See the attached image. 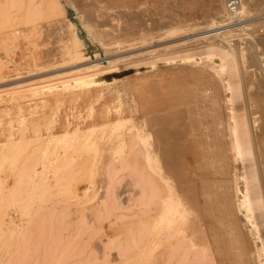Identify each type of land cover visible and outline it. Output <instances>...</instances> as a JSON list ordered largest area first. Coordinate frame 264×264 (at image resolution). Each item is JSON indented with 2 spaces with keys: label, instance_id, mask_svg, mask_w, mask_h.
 Returning <instances> with one entry per match:
<instances>
[{
  "label": "rangeland",
  "instance_id": "obj_1",
  "mask_svg": "<svg viewBox=\"0 0 264 264\" xmlns=\"http://www.w3.org/2000/svg\"><path fill=\"white\" fill-rule=\"evenodd\" d=\"M13 1L0 0V264H164L166 258L167 264H179L186 254L183 264H259L255 257L264 252L263 218L255 210L248 221L237 206L250 156L232 155L223 117L225 106H232L238 112L246 108L257 119L256 184L264 204V98L254 92L264 68L250 63L264 59V0H248L249 11L241 17L248 20L244 30L239 21L231 23L233 34L224 46L242 65L236 76H230L218 53L197 49L203 40L197 32L207 22L227 21L224 0ZM189 52L192 56L185 59ZM94 63L98 66L91 67ZM208 65L224 68L216 76ZM106 68L112 70L96 84L63 85L75 75ZM237 79L240 95L232 92L226 102L224 86ZM147 135L158 161L150 149L136 151ZM132 139L135 160L134 155L122 160L120 151H128ZM110 160L114 170L120 167L116 175H109ZM19 174L27 181L21 193ZM141 178L143 189L129 183ZM112 185L120 193L119 207L118 199L111 204ZM149 188H154L150 197ZM166 190L174 206L169 214L157 195ZM97 197L105 199L106 207ZM118 213L136 215L122 219ZM114 215L120 219L112 221ZM130 239L140 243L133 247ZM123 244L132 246L127 258H122L128 254ZM118 245L126 253L118 252ZM197 256L203 258L196 261Z\"/></svg>",
  "mask_w": 264,
  "mask_h": 264
},
{
  "label": "bare ground",
  "instance_id": "obj_2",
  "mask_svg": "<svg viewBox=\"0 0 264 264\" xmlns=\"http://www.w3.org/2000/svg\"><path fill=\"white\" fill-rule=\"evenodd\" d=\"M14 1H19V0H14ZM13 1V2H14ZM21 1H23V0H21ZM227 1L228 0H224V3H223V9H224V14L222 15V17L224 18L223 20L225 21V20H227V21H225V22H223V23H220V24H214V21L213 22H211V23H206L205 24V27H204V29L203 28H201V29H203L202 31H198L197 32V39H203L202 41L200 40V43H202L200 46H198L197 47V49H200V52H206V53H213V52H216V53H218V55L220 56V58H221V60L223 61V62H225L227 65H228V69H229V71L228 72H230L229 74H230V76H236V74H237V72L239 71V67L240 66H242V65H238V60H237V58L235 57V56H233L232 54H231V52L229 51V50H227V49H225L226 47V45H228L227 43H228V38L230 37V36H232L231 35V33L233 32V28L232 27H230L231 26V23L233 22V23H235V21L236 20H238L239 22V27H241L242 29L241 30H244L243 28L244 27H246L247 26V24H248V20H244V19H242L241 17H242V13H244V12H246V11H249V7H248V0H240V2H239V4L237 5V7L235 8V9H231L228 5H227ZM12 2V1H11ZM15 3V2H14ZM28 3V5L26 4V6H29V2H27ZM38 3H40L39 1H38ZM38 3H35V5L36 4H38ZM143 3V2H142ZM23 4V3H22ZM13 5V4H12ZM34 4H33V6H35ZM144 5V4H143ZM14 6V5H13ZM39 6H40V4H39ZM39 6H37L36 7V11L35 12H38L39 10H37L38 8H39ZM260 6V5H259ZM263 6V5H262ZM32 8V7H31ZM257 8V7H256ZM29 8H26V10H28ZM35 9V8H34ZM138 9V8H137ZM31 11H34V10H31ZM30 11V12H31ZM26 12V14H27V11H25ZM251 12V11H250ZM150 14V13H149ZM29 15H31V14H29ZM137 15V14H136ZM26 16V15H25ZM136 17V16H135ZM144 18V17H143ZM260 19H262L263 21L262 22H264V10L261 12V16H260ZM148 22V21H147ZM141 23V22H140ZM232 23V24H233ZM169 24V23H168ZM171 24V23H170ZM169 24V25H170ZM141 25H143V24H141ZM179 26H177L176 28H178ZM202 27V26H201ZM238 27V26H237ZM180 28V27H179ZM195 29V28H194ZM176 31V30H175ZM108 33V32H107ZM107 33H106V35H107ZM109 34H111V33H108V35ZM233 34V33H232ZM249 34V33H248ZM248 34H246V36L248 35ZM100 35H101V37H102V35H105V33L103 34V33H100ZM107 35V36H108ZM253 35V34H252ZM259 36H260V34H258ZM106 36V37H107ZM111 35H109L108 36V38L110 37ZM263 36L264 35H262L261 34V37L263 38ZM103 37H105V36H103ZM192 37V36H191ZM240 37V36H239ZM111 39L110 40H112V37H110ZM140 38V34H139V36H138V38L135 40V42L138 40ZM193 38V37H192ZM238 38V37H237ZM246 38V37H245ZM245 38H243L244 40H245ZM250 38H252L253 39V37H250ZM255 38H257V37H255ZM101 39V41L99 40V35H98V40L101 42V43H104V39L105 38H100ZM195 39V38H194ZM236 39V38H235ZM242 39V38H241ZM240 39V40H241ZM247 39V38H246ZM249 39V38H248ZM251 39V40H252ZM259 39V38H258ZM258 39H256V40H258ZM261 39V38H260ZM106 40H107V38H106ZM105 40V41H106ZM109 40V39H108ZM107 40V41H108ZM256 40H255V43H256ZM115 41V40H114ZM254 41V40H253ZM116 42L118 43L119 41H117L116 40ZM237 42V41H236ZM239 42V41H238ZM241 43H242V41H240ZM239 42V43H240ZM79 43V42H78ZM111 44L113 43L114 44V42H113V40L110 42ZM199 44V43H198ZM257 44L259 45V43L257 42ZM261 44H264V40L262 41V43ZM104 45H105V43H104ZM110 45V44H109ZM118 45V44H117ZM120 45V44H119ZM225 45V46H224ZM230 45V44H229ZM115 46V45H114ZM260 47H261V45H260ZM258 48V47H257ZM196 49V48H195ZM196 49V50H197ZM259 49V48H258ZM261 49H262V47H261ZM261 49H259V50H257V52H259ZM81 50V49H80ZM191 50V49H190ZM195 50V51H196ZM263 50V49H262ZM82 51V50H81ZM192 51V50H191ZM83 52V51H82ZM194 52V51H193ZM192 52V53H193ZM196 52H199V50L198 51H196ZM239 52V51H238ZM263 52V51H262ZM262 52H259L258 54H260L261 55V53ZM75 53H80V51L78 52V50H76L75 51ZM75 53H73V54H75ZM192 53L191 52H189L188 54H186L184 57H185V59L188 57L189 58V55H191L192 56ZM81 54V53H80ZM169 54V53H168ZM167 54V56H169ZM194 54H196V53H194ZM257 54V53H256ZM171 55V54H170ZM164 56H166V55H164ZM163 56V57H164ZM178 56V55H177ZM253 56H255V57H257L256 55H253ZM252 56V57H253ZM75 57L77 58V54L75 55ZM171 57H172V55H171ZM168 58L167 57V59H175V57H174V55H173V58ZM187 58V59H188ZM183 59V58H182ZM260 58H258V59H256L255 60V58H254V60H253V62H250L251 63V65H255V67L256 68H259L260 70H261V67H263L264 68V65L262 64V61L264 60H259ZM239 60H241L240 62L243 64V62L245 61H243V57L241 58V59H239ZM151 61V60H150ZM251 61V60H250ZM108 62H111V61H108ZM205 63V62H204ZM203 63V64H204ZM263 63H264V61H263ZM149 64V63H148ZM151 64V63H150ZM202 64V65H203ZM200 65V64H199ZM91 67H97L98 66V63H94V64H91L90 65ZM209 66V65H208ZM208 66H207V68H208ZM149 67V66H148ZM151 67V66H150ZM213 69H212V68ZM209 66V68H211V70L212 71H214V72H216V73H214L216 76H220V74L222 73V70H223V68H224V66H222V67H220V68H218V69H216L217 67H214V66ZM208 68V69H209ZM80 69H82V68H80ZM85 69V67H83V69L82 70H84ZM115 69V68H114ZM81 70V71H82ZM112 70V68H106V69H103V70H99V71H96V72H93V73H87V74H83V75H75L74 77H72L69 81L67 80L66 82L64 81L63 83V85H65V86H67V85H70V84H75V85H79V86H83V85H87L88 86V84H90V83H94V82H97L98 80H99V78H100V76L102 77H106L107 76V74H108V72L110 73V71ZM241 70H242V68H241ZM75 72H76V70H74ZM78 71V70H77ZM210 71V70H209ZM211 71V72H212ZM240 72V71H239ZM261 74H259L260 76L259 77H257L256 78V86H255V89H254V92L255 93H257V94H259L261 97H263L264 98V74L262 73V71H259ZM264 72V71H263ZM218 74V75H217ZM255 74V73H254ZM243 76V75H242ZM240 77V76H239ZM219 79H220V77H218ZM237 78V77H236ZM65 79V78H64ZM240 81H241V85L243 86V87H247V81L245 80V79H242L241 77H240ZM243 80V81H242ZM53 81V80H52ZM240 81L237 79V80H235V82L234 83H229V84H227V86H224V87H226V89H225V93L226 94H224L225 95V99H226V102L228 101V100H230L231 101V93L232 92H234V95L236 96H239L240 94V91H239V88H240ZM107 82V81H106ZM46 84V83H45ZM94 84H96V83H94ZM99 85V84H98ZM37 86V85H36ZM251 86V85H250ZM47 87V86H46ZM84 87V86H83ZM242 87V88H243ZM72 88H73V86H72ZM71 88V89H72ZM224 89H223V91H224ZM67 90V89H66ZM32 91V90H31ZM35 91H36V89H35ZM20 92V91H19ZM37 93V92H36ZM34 94V93H33ZM35 95V94H34ZM12 97V96H11ZM18 98V97H17ZM22 98V97H21ZM231 104H232V102H230ZM223 104V103H222ZM227 104V103H226ZM226 108H228L227 110L228 111H224L225 112V116L223 117V123H224V129H225V131L227 132V136L229 137V142H227L228 144H230V145H228V146H230V148H229V150H230V152H232L233 154V156L236 158L237 157V154H241V155H248V156H250V159H249V161H248V164L246 165V168H245V175H244V178H245V181H246V185H245V189H244V192H243V194H242V199H240L239 201H238V205H237V202H236V205L238 206V211L240 212V211H242V212H244L245 213V216H246V218H248L247 220L248 221H250V219H251V217L254 215V211L255 210H258L259 211V213L257 214V217H262L263 218V222L262 223H264V210H263V206H264V204H263V199H262V194H261V192H260V190H259V188L257 187V177H258V172H257V164H256V152H255V148L257 147V144L255 143L256 141H255V134H254V132H253V129L255 128H253V123L255 122V121H257V119L254 117V116H252L253 114L250 112V111H248L245 107V109H244V111H240V112H238V108L236 109L235 107H232V106H225ZM224 114V113H223ZM263 122V120L261 121V123ZM256 133V132H255ZM253 136H254V138H253ZM227 137V138H228ZM135 138V137H134ZM190 139H192V137H190ZM253 139H254V141L255 142H253ZM228 141V140H227ZM124 142V141H123ZM96 143V142H95ZM122 143V142H121ZM130 145V147L128 148V151H120L121 152V154H122V160L123 159H125L126 157H129V155H131V157H133L132 155H134V159L133 160H135V140H131V143H129ZM86 146H88V145H90V142H88V143H86L85 144ZM157 145V144H156ZM97 146V145H96ZM153 146H152V139H151V137H150V135H147L145 138H143V140L141 141V143H140V145L139 146H137V152H141L142 150H143V148H144V150H145V148H147V150L148 149H150V150H148L150 153H151V157H154V155H155V157H156V160L158 161V159H157V154H156V151L152 148ZM255 147V148H254ZM257 149V148H256ZM171 150V149H170ZM169 150V151H170ZM85 152V151H84ZM97 152V151H96ZM100 152V151H99ZM167 152V151H166ZM68 156V155H67ZM66 156V157H67ZM70 156V155H69ZM130 157V159L132 160V158ZM74 159H76V157L74 158ZM121 159H119L118 161L119 162H121ZM236 160V159H235ZM74 161V160H73ZM117 161V162H118ZM110 162H111V164L113 163L114 164V162H112L111 160L108 162V164H110ZM119 162L117 163V165H119ZM134 162V161H133ZM231 162V161H230ZM233 162V164L234 163H236V162H234V160L232 161ZM72 163V162H71ZM71 163H69L70 165H71ZM67 164V166L69 165L68 163H66ZM65 164V165H66ZM95 164V163H94ZM113 164H112V172H110L109 171V175L111 174V173H113L114 174V172H115V174L114 175H116L118 172V170H120V167L117 169V167H116V169L114 170V168H113ZM33 165V164H32ZM232 165V164H231ZM59 166V165H58ZM30 168H32V166H29ZM69 167V166H68ZM25 168H26V166L23 168L24 170H25ZM108 168V167H107ZM235 168V167H234ZM22 169V170H23ZM21 170V169H20ZM24 170H23V172H24ZM27 170V169H26ZM25 170V171H26ZM63 170V169H62ZM117 170V171H116ZM30 169H29V173H28V170H27V174H30ZM64 171H66V169H64L63 170V172ZM18 172V171H17ZM55 172V171H54ZM62 171L60 172V173H58V174H61V173H63ZM233 172H235V169H234V171ZM20 173V172H19ZM22 173V172H21ZM65 173V172H64ZM106 173H108V172H106ZM105 173V174H106ZM236 173V172H235ZM235 173H234V176H235ZM26 173H25V175H24V177H25V179H26V176H29V175H27ZM56 175V182H57V180L58 181H60V178H58L57 176H59V175ZM111 175V177H113L114 175ZM233 174V173H232ZM16 175H18L17 173H16ZM64 175V174H63ZM62 174L60 175V177L61 178H64V176H63ZM19 179H20V182H22V183H20V182H18V180L19 179H17V180H15V181H17V182H14L15 183V185H16V183H17V185H19V189H18V186L17 187H15V185H14V187H15V190L16 189H18V191L20 190V191H22L20 188H22L26 183H25V181L26 180H24L23 181V179H22V181H21V178L23 177V176H21L20 174H19ZM63 176V177H62ZM105 176V175H104ZM106 177H108V176H106ZM110 177V176H109ZM110 177V178H111ZM109 178V179H110ZM233 178H236V177H233ZM102 179H104V178H102ZM108 179V180H109ZM27 180H28V178H27ZM30 180V179H29ZM29 180H28V182H29ZM107 180V179H106ZM108 180H107V182H108ZM129 180V179H128ZM127 180V181H128ZM135 180V179H134ZM104 182H105V179L103 180ZM113 181V180H112ZM111 181V182H112ZM116 181H117V179H116ZM126 181V182H127ZM27 182V181H26ZM129 182V181H128ZM142 182H143V178H141V181L139 182V181H137L136 180V182L134 181H132L131 182V180H130V184L131 185H134L135 186V183L136 184H138L139 186H141L142 187V189L143 188H145L143 185H142ZM154 182V181H153ZM234 182H235V179H234ZM20 183V184H19ZM59 183V182H58ZM58 183H56L57 185V187H58V185H62L63 183H60V184H58ZM113 183H118V181L117 182H113ZM21 184H23V185H21ZM114 184V185H115ZM123 184V183H122ZM121 184V185H122ZM125 184V183H124ZM153 183H151V185H152ZM235 184V183H234ZM21 185V186H20ZM64 185V184H63ZM62 185V186H63ZM106 185L108 186L109 185V182H108V184H104L103 186H105V188H106V190L108 191L109 190V186L108 187H106ZM120 185V186H121ZM130 185V186H131ZM116 186V185H115ZM114 186V188H113V185H112V190L114 191V189H116L115 190V194H114V192L113 191H111L110 193H111V195H113L114 194V197L112 196V200H113V203H111V204H113V206H115L114 205V199H118V201H117V205L119 204V201H120V193H117L116 191H117V188ZM119 186V185H118ZM235 186H237V185H235ZM14 187H13V194H15V190H14ZM152 187V186H151ZM104 188V189H105ZM108 188V189H107ZM155 188V187H154ZM154 188H149V194H148V190L146 189V190H144V193H146V194H148V197H150V195H152L153 196V194H154ZM261 188V187H260ZM9 189H11V186L9 187ZM103 189V190H104ZM121 189V188H120ZM127 189V188H126ZM150 189H152V193H151V190ZM236 188H234V190H235ZM58 190V189H57ZM60 190V189H59ZM62 190H63V188H62ZM62 190H60V191H62ZM88 190H89V188H88ZM129 190V188L127 189V191ZM237 190V189H236ZM239 190V189H238ZM17 191V190H16ZM19 191V192H20ZM64 191V190H63ZM107 191H105L104 190V193H109V192H107ZM124 191V190H123ZM160 191V189H158L157 190V192H159ZM240 191V190H239ZM120 192V191H119ZM130 192H131V189H130ZM4 193V192H3ZM8 190H7V192H6V196H5V198H8ZM11 194V196H12V192H10ZM21 193V192H20ZM101 193H102V191H101ZM104 193H102V194H104ZM113 193V194H112ZM151 193V194H150ZM156 193V192H155ZM164 193H166V195H161V193L160 194H158L157 193V195L159 196V198L160 199H162V201H163V203H164V210H166V213L167 214H169V213H172V211H173V209H174V206L170 203L171 201V194L166 190V192H164ZM238 193V192H237ZM237 193H235L236 195H237ZM1 194V193H0ZM19 193H17L16 192V196L18 195ZM2 195V194H1ZM106 195V194H105ZM134 195H135V192H134ZM157 195H155L156 196V198H157ZM10 196V197H11ZM129 196V195H128ZM154 196V197H155ZM164 196V197H163ZM13 197V196H12ZM101 197V196H100ZM98 198V199H101V198ZM121 197H122V195H121ZM153 197V198H154ZM102 198H103V196H102ZM105 199L107 198L106 196L104 197ZM111 198V197H110ZM236 199H237V197H235ZM105 199H101V201L102 200H105ZM123 200H124V198H122ZM130 199V198H129ZM149 199V198H148ZM150 199H152V197L150 198ZM160 199H159V201H156L157 202V205H158V203L160 202ZM106 200H109V199H106ZM122 200V201H123ZM100 201V202H101ZM129 201V200H128ZM236 201V200H235ZM112 202V201H111ZM155 201H148V203H154ZM102 203H103V208L104 207H106V205H105V203L102 201ZM101 203V204H102ZM150 204H148V207H149V205ZM123 205V204H122ZM24 206V205H23ZM26 206V205H25ZM120 205H118V207H119ZM134 206V205H133ZM109 207H112V205L111 206H109ZM108 207V208H109ZM117 207V208H118ZM122 207V206H121ZM130 207V206H129ZM132 207V206H131ZM148 207H146V210L148 209ZM25 208V207H24ZM112 208H114V207H112ZM139 208V207H138ZM106 209V208H105ZM120 209H122V208H120ZM125 210H130L129 208L127 209V207L126 208H124ZM25 210V209H24ZM97 210L98 209H96V212H97ZM110 210L112 211L113 209H111L110 208ZM116 210V209H115ZM138 211H139V209H137ZM142 212H145V210L142 208ZM149 210V209H148ZM147 210V211H148ZM177 210V209H176ZM23 211V210H22ZM107 210H105L104 211V213L106 212ZM149 211H151V210H149ZM237 211V212H238ZM113 212V211H112ZM140 212H141V210H140ZM25 213V212H24ZM146 213V212H145ZM148 213V212H147ZM23 214V213H22ZM26 214V213H25ZM99 215H101L100 214V212L98 213ZM107 214V215H106ZM106 214H104L105 215V217L107 216V219H108V215H109V210L106 212ZM119 215L121 214V213H118ZM134 214V213H133ZM133 214L131 215H129V217L130 216H133ZM239 214V213H238ZM99 215H98V217H99ZM123 214H121L120 215V218H122L121 216H122ZM134 215H136V214H134ZM85 216H87V213H85ZM89 216V215H88ZM102 216V215H101ZM111 216V215H110ZM109 216V217H110ZM115 217H113V220L112 221H114L115 220V218L117 217V219H120L119 218V216L117 215H114ZM125 216H127V215H124V217L123 218H126ZM82 217H84L83 215H82ZM128 216H127V218H129ZM134 217V216H133ZM86 218V217H85ZM88 218V217H87ZM100 218V217H99ZM122 218V219H123ZM131 218V217H130ZM138 218V217H137ZM82 219V218H81ZM98 219V218H97ZM230 219V218H229ZM82 221H84V219L82 220ZM87 221L88 220H86L85 222L87 223ZM119 221H121V220H119ZM110 222V221H109ZM10 223H11V220H10ZM115 223V222H114ZM116 223H118V222H116ZM147 223V222H146ZM176 223H178V222H176ZM252 223V222H251ZM83 224V223H82ZM89 224V223H88ZM179 224V223H178ZM9 225V224H8ZM263 225V224H262ZM101 227H102V225H100ZM146 225H144V227H145ZM256 226V225H255ZM143 226H142V228H144ZM7 228H8V226H7ZM100 228V227H99ZM137 228H139V227H137ZM16 229V228H15ZM86 229V228H85ZM84 229V230H85ZM149 228H147V230H148ZM3 230V229H2ZM13 230V229H12ZM136 230H139V229H136ZM142 229H140L139 231H141ZM4 231V230H3ZM7 231V230H6ZM10 231V230H9ZM14 231V230H13ZM139 231H137V232H139ZM146 231V230H145ZM144 231V232H145ZM149 231V230H148ZM170 232L172 233V228L170 229ZM263 233H264V231H262ZM139 233H141V232H139ZM147 233V232H146ZM174 233V232H173ZM181 233V232H180ZM131 234H133V233H131ZM176 234V233H175ZM12 235V234H11ZM129 235V234H128ZM164 235H166V234H164ZM173 235V234H172ZM117 235L114 237V239H115V241L117 240ZM163 237V236H162ZM180 237H181V235H180ZM261 238H262V236H260ZM263 237H264V234H263ZM113 238V237H112ZM110 239V240H113V239ZM130 238H132V236L130 237ZM260 238V239H261ZM108 239V240H109ZM163 239V238H162ZM109 240V241H110ZM125 240V239H124ZM134 240V239H133ZM175 240H177V238L175 239ZM261 240H263V238L261 239ZM13 241V240H12ZM142 241V240H141ZM158 241V240H157ZM182 241V240H181ZM120 242H121V240H120ZM119 242V243H120ZM130 242H131V245H133V247H135L134 246V244L135 243H137V245H138V242L140 243V241H139V239H137V242H132V239H130ZM167 242V241H166ZM177 242H180L179 241V239L177 240ZM254 242H255V240H254ZM262 242H264V240L262 241ZM112 243V242H111ZM125 243H126V240H125ZM175 243H176V241H175ZM182 243L183 242H181L180 244H178V247H179V245H180V247L182 246ZM12 244V243H11ZM177 244V243H176ZM176 244L174 245V247L176 246ZM264 243H262V245H263ZM107 246L109 245L108 243L106 244ZM120 246H121V244H119ZM119 245H118V247H116L117 248V251L119 250V251H124L125 249L123 248V247H126V252L128 253V254H126V256H122V258L123 257H128L127 255H130L129 253L131 252V253H133L132 251H130V250H127V249H130V248H127V246L129 247V245H127V244H123V245H126V246H123L122 248H123V250L121 249H118V248H121V247H119ZM136 245V246H137ZM170 245V244H169ZM104 247H105V243H104V245H103ZM172 247L173 246H171L170 247V249H172ZM178 247H176V249H177V251H178ZM186 247V246H185ZM184 247V248H185ZM256 247V246H255ZM107 248V247H106ZM184 248H183V250H184ZM187 249L189 248V246H187L186 247ZM186 248H185V250H184V252L185 251H188V250H186ZM97 249H99V248H97ZM96 249V250H97ZM105 249V248H104ZM173 249H175V248H173ZM256 249V248H255ZM193 250H195V249H192V251ZM257 250V249H256ZM255 250V251H256ZM99 251V250H98ZM118 251V252H119ZM124 251V252H125ZM169 251V250H168ZM182 251V250H181ZM197 251V250H196ZM264 251V250H263ZM125 252V253H126ZM170 252H173V251H170ZM170 252H169V254H170ZM183 252V251H182ZM184 252H183V256H184ZM176 253V252H175ZM175 253H173L172 254V257L174 256V254ZM189 253V252H188ZM198 253V252H197ZM203 253V252H202ZM257 253V257H255V259L257 258V262L259 263V264H264V252H256ZM99 254H100V252H99ZM103 254H104V251H103ZM121 254V253H120ZM252 254V253H251ZM122 255V254H121ZM125 255V254H124ZM179 256V258L180 257H183V256ZM186 255H188V254H186ZM185 255V257L184 258H181V259H183V260H180L179 258V261L180 262H182V264H183V261H184V259H187L186 256ZM194 255L195 254H193L192 256L194 257ZM104 256V255H103ZM161 256V255H160ZM171 256V254L169 255V257ZM196 256V255H195ZM253 256V255H252ZM135 257V256H134ZM167 257V256H166ZM201 259L203 258V257H201V256H199ZM199 257L197 256L196 257V261H199V260H197V259H199ZM121 258V259H122ZM132 258V257H131ZM209 258V257H208ZM103 259H105L104 257H103ZM121 259H119V260H121ZM193 259H195V258H193ZM200 259V260H201ZM98 260H99V258H98ZM100 260H101V258H100ZM168 260H170V259H168ZM92 262H93V260H91ZM102 261V260H101ZM165 261H167V258L165 259ZM164 261V264L166 263ZM179 261H177L179 264H181ZM190 261H192V263L193 262H195V260L193 261L192 259L190 260ZM210 261H211V259H210ZM103 262H105L104 260H103ZM176 262V263H177ZM201 262V261H200ZM208 262V261H207ZM184 263H185V261H184ZM197 263H199V262H195L194 264H197ZM146 264H148V263H146ZM167 264V263H166Z\"/></svg>",
  "mask_w": 264,
  "mask_h": 264
},
{
  "label": "built area",
  "instance_id": "obj_3",
  "mask_svg": "<svg viewBox=\"0 0 264 264\" xmlns=\"http://www.w3.org/2000/svg\"><path fill=\"white\" fill-rule=\"evenodd\" d=\"M240 0H228L227 1V5L231 8V9H235L237 7V5L239 4ZM238 21V20H237Z\"/></svg>",
  "mask_w": 264,
  "mask_h": 264
}]
</instances>
